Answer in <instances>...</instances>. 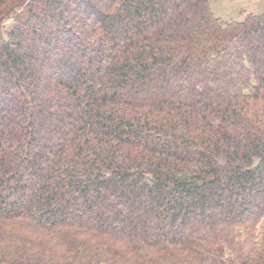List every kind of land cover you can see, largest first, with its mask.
Listing matches in <instances>:
<instances>
[{
	"label": "trees",
	"instance_id": "trees-1",
	"mask_svg": "<svg viewBox=\"0 0 264 264\" xmlns=\"http://www.w3.org/2000/svg\"><path fill=\"white\" fill-rule=\"evenodd\" d=\"M263 220L264 12L0 0V264H264Z\"/></svg>",
	"mask_w": 264,
	"mask_h": 264
},
{
	"label": "rangeland",
	"instance_id": "rangeland-1",
	"mask_svg": "<svg viewBox=\"0 0 264 264\" xmlns=\"http://www.w3.org/2000/svg\"><path fill=\"white\" fill-rule=\"evenodd\" d=\"M214 13L224 20H242L245 11L264 12L263 0H209ZM264 225V220H263Z\"/></svg>",
	"mask_w": 264,
	"mask_h": 264
}]
</instances>
